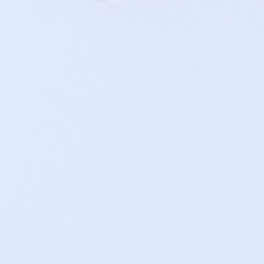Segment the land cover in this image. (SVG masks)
Returning <instances> with one entry per match:
<instances>
[{
	"label": "snow or ice",
	"instance_id": "obj_1",
	"mask_svg": "<svg viewBox=\"0 0 264 264\" xmlns=\"http://www.w3.org/2000/svg\"><path fill=\"white\" fill-rule=\"evenodd\" d=\"M0 264H264V0H0Z\"/></svg>",
	"mask_w": 264,
	"mask_h": 264
}]
</instances>
